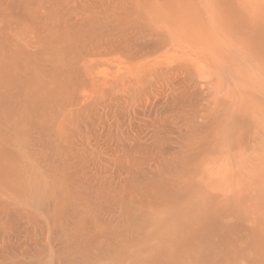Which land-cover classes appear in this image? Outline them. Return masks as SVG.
Segmentation results:
<instances>
[{"label": "rangeland", "instance_id": "374dc122", "mask_svg": "<svg viewBox=\"0 0 264 264\" xmlns=\"http://www.w3.org/2000/svg\"><path fill=\"white\" fill-rule=\"evenodd\" d=\"M233 2L0 0V264H122L196 197L212 261L255 248L264 0Z\"/></svg>", "mask_w": 264, "mask_h": 264}, {"label": "bare ground", "instance_id": "6f19581e", "mask_svg": "<svg viewBox=\"0 0 264 264\" xmlns=\"http://www.w3.org/2000/svg\"><path fill=\"white\" fill-rule=\"evenodd\" d=\"M217 3L219 6V9L223 11L228 17H232L236 13L233 0H217ZM242 26L244 29L243 34L246 36V41L249 44V46L259 49V53L264 56V34L257 35L256 31L252 30L251 26L248 23H242ZM117 86H118V83H117ZM37 92L36 93L34 92V93L38 95L39 93ZM18 101H20V99ZM46 131H49V130H46ZM25 162H28V161L25 160ZM29 168L30 167H28V169ZM28 169H26L27 172H28ZM28 173H30V171ZM44 188L45 187H43V189ZM203 207H204L203 202L201 201L199 197H196L193 199L188 198L182 201L181 203H179L177 206L169 208L163 213L156 216L154 219V222H155L157 231L154 233V236H153L154 242L146 244L141 249L131 252V255L127 257V259L122 264H264V221H260V220H257L256 222L251 220V222H249L250 225L248 229V236H251L254 238L255 248L248 251V253L246 252L245 254L243 253L240 254L237 258L236 257L235 258L234 257L232 258L224 257L222 258V260L212 261L211 259L213 257L211 255L216 249V247L218 246L216 241L214 239H207L204 242L199 243L195 239L194 231H193L194 227L198 223V219L203 211ZM237 243L242 246L246 244V240L245 238H241L236 242V244ZM222 249L223 248H221V250ZM227 249H228L227 253H225L226 255H228L233 249H235L234 243H233V246L231 245L229 248L227 247Z\"/></svg>", "mask_w": 264, "mask_h": 264}]
</instances>
